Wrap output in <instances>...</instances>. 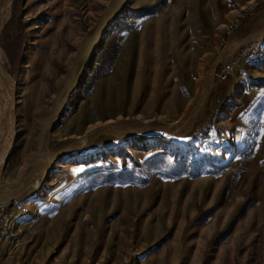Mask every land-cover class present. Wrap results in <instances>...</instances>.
<instances>
[{
  "label": "rangeland",
  "instance_id": "1",
  "mask_svg": "<svg viewBox=\"0 0 264 264\" xmlns=\"http://www.w3.org/2000/svg\"><path fill=\"white\" fill-rule=\"evenodd\" d=\"M114 1L10 0L0 264H264V0Z\"/></svg>",
  "mask_w": 264,
  "mask_h": 264
},
{
  "label": "bare ground",
  "instance_id": "2",
  "mask_svg": "<svg viewBox=\"0 0 264 264\" xmlns=\"http://www.w3.org/2000/svg\"><path fill=\"white\" fill-rule=\"evenodd\" d=\"M125 0H115L114 1V4H122ZM1 3V2H0ZM113 4V5H114ZM113 6H111L110 10H109V13L110 15L113 14L114 10ZM9 10H10V0H3V2L0 4V28H1V25H2V22L4 20L5 17H7L8 13H9ZM108 15V14H107ZM106 24L105 26L102 27V30L101 32H104L106 30ZM100 32V33H101ZM99 33V35H100ZM99 35H97L95 37V40L92 42V44L90 45L89 47V50L88 52L91 53L92 50L96 47L97 45V41L99 39ZM1 48V47H0ZM3 51L0 49V86H5L6 88V97L3 99L4 100V103L1 105L2 109L0 108V115L3 116V119H4V131H5V138H3V140L0 142V166L1 164L3 163L4 161V157L6 156V154L8 153V150L10 148V138H9V135L11 134L10 133V127L12 126L11 125V120H10V117H11V114L8 116V112L11 110L9 109V107L11 108L12 105H11V102H12V92L10 93V86H9V83L8 81L6 80V72L5 70L2 68V59L4 57V54L2 53ZM8 79L9 76H8ZM70 82V81H69ZM208 85V84H207ZM65 86V85H64ZM70 84L68 86H65L67 87L64 92L62 93V95H60L57 100L55 101V104H54V107H53V110H52V116H50L46 121V125H49L48 123L51 121L52 117L54 116V114H56V112L58 111V109L60 108L61 106V103L62 101L65 99L66 95H67V92L69 91L70 89ZM209 86V85H208ZM207 90H208V87L206 88V91L204 92V94L201 96L200 98V102L199 104L193 109V111L178 125L172 127V128H166V129H161V130H155V131H151V132H145V133H138V134H133L131 135V137L133 138V140L135 141H140V140H144V139H149V138H161L162 140H174L175 139V136H178L179 134L181 133H184L186 132L192 125H194L201 117H202V114H203V106H204V99H205V96H206V93H207ZM62 91V90H61ZM2 92V91H1ZM1 97V96H0ZM55 100V99H54ZM197 104V103H196ZM9 109V110H8ZM51 112V111H50ZM51 115V114H50ZM1 118V117H0ZM2 119V118H1ZM2 121V120H1ZM11 121V122H10ZM2 125H0L1 127H3ZM44 129V128H43ZM149 130V129H148ZM3 132V131H2ZM126 132V131H125ZM42 133V132H41ZM11 136V135H10ZM88 137V136H87ZM87 137H85V141L87 140ZM84 139H80L79 141H81ZM80 143V142H79ZM75 146V144H74ZM79 150V149H78ZM64 151V150H63ZM51 154V152H50ZM55 154H52V155H42L43 158L41 160L40 158V164H39V170L42 171V173L46 170V165L49 163V159L51 157H53ZM44 160V161H43ZM43 161V163H41ZM37 164V163H36ZM38 170V169H37ZM36 170V171H37ZM41 175V174H40ZM40 175L38 177H36L34 180H32L31 182H35L37 181L39 178H40ZM36 176V175H35ZM32 179V178H31ZM27 181V180H26ZM26 181H23V183H18V184H10L9 186L6 185L7 187V191H13V189H15L18 185V188L21 186V184H25ZM12 185V186H11ZM9 196V193L7 195H4L3 196V199H7Z\"/></svg>",
  "mask_w": 264,
  "mask_h": 264
},
{
  "label": "built area",
  "instance_id": "3",
  "mask_svg": "<svg viewBox=\"0 0 264 264\" xmlns=\"http://www.w3.org/2000/svg\"><path fill=\"white\" fill-rule=\"evenodd\" d=\"M11 221L12 218L10 217V214L4 209L3 205H0V243L8 235V232L10 230L9 225ZM9 236H11V234Z\"/></svg>",
  "mask_w": 264,
  "mask_h": 264
},
{
  "label": "water",
  "instance_id": "4",
  "mask_svg": "<svg viewBox=\"0 0 264 264\" xmlns=\"http://www.w3.org/2000/svg\"><path fill=\"white\" fill-rule=\"evenodd\" d=\"M13 97V96H12Z\"/></svg>",
  "mask_w": 264,
  "mask_h": 264
}]
</instances>
